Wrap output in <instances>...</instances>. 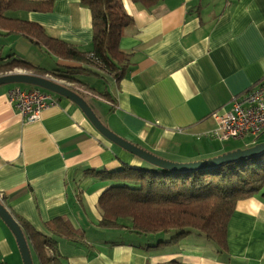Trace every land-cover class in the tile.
<instances>
[{"label": "crops", "instance_id": "crops-1", "mask_svg": "<svg viewBox=\"0 0 264 264\" xmlns=\"http://www.w3.org/2000/svg\"><path fill=\"white\" fill-rule=\"evenodd\" d=\"M31 1H51V10L8 15L91 50V15L81 0ZM122 2L133 25L120 40L129 66L119 80L51 55L21 35L0 34V56L23 58L43 76L66 66L85 67L88 72L73 73L69 82L88 92L84 99L94 98L89 106L95 115L119 137L160 158L191 162L228 151L213 135L218 123L212 112L264 77V0H159L150 7ZM16 87L36 86L0 85L1 203L15 218L55 238L69 263L264 264L261 195L236 203L227 226L228 255L216 252L197 232L158 244L170 238L99 225L97 200L114 182L97 171L147 165L103 137L75 102L56 93H48L56 101L36 120H24L8 97ZM103 92L111 105L97 95ZM56 217L84 232L85 243L51 235L46 223ZM108 229L120 232L112 237ZM0 262L23 264L15 236L1 217Z\"/></svg>", "mask_w": 264, "mask_h": 264}, {"label": "trees", "instance_id": "trees-1", "mask_svg": "<svg viewBox=\"0 0 264 264\" xmlns=\"http://www.w3.org/2000/svg\"><path fill=\"white\" fill-rule=\"evenodd\" d=\"M158 1L134 0L145 7ZM81 4L91 15L90 51L51 37L36 22L8 15L19 10L50 11L51 1L0 0V34L21 35L51 55L106 71L119 80L129 66V55L120 48V40L133 25V18L122 0H81ZM17 68L43 74L23 58L13 54L0 56V75ZM80 70L88 72L85 67L66 66L51 74L70 81V75ZM100 96L105 102L112 101L106 92ZM145 164L149 166L126 165L116 171H97L102 179L114 182L97 200L99 225L128 228L140 235L174 232L170 240L158 244L176 242L197 232L214 245L216 252L228 255L227 226L236 203L255 195L264 197V152L202 169L168 170ZM12 217L25 236L33 264H71L58 252L55 238ZM46 228L53 236L85 243L84 232L74 229L63 217L47 222Z\"/></svg>", "mask_w": 264, "mask_h": 264}, {"label": "built area", "instance_id": "built-area-1", "mask_svg": "<svg viewBox=\"0 0 264 264\" xmlns=\"http://www.w3.org/2000/svg\"><path fill=\"white\" fill-rule=\"evenodd\" d=\"M19 69H14L4 74L27 73ZM43 77L68 87L77 93L88 94V92L79 86H75L67 79L54 75H44ZM8 97L26 121L36 120L43 108L54 104L56 101L40 88L21 89L16 87L9 90ZM108 103L111 105V102ZM212 116L218 123L213 135L220 140L260 134L264 131V77L250 89L232 95L228 104L225 107L221 106L215 109L212 112ZM1 199L2 196H0ZM0 264L7 263L0 262Z\"/></svg>", "mask_w": 264, "mask_h": 264}, {"label": "water", "instance_id": "water-1", "mask_svg": "<svg viewBox=\"0 0 264 264\" xmlns=\"http://www.w3.org/2000/svg\"><path fill=\"white\" fill-rule=\"evenodd\" d=\"M8 83L29 84L32 86L45 89L50 92H54L60 96L72 100L80 107V109L86 115L90 123L103 137L113 142L114 144L118 145L119 147L123 148L124 150L130 152L131 154L137 156L144 162L159 168H164L168 170H190V169L210 168V167H215L219 164L250 157L264 152V141H262L244 149L238 148L235 150L225 152L224 154L215 157L202 159L198 161H191V162L169 161L160 158L154 155L153 153L141 147H138L137 145L116 135L100 121V119L95 115L91 107L87 104L85 99L77 92H75L74 90L68 87L53 82L52 80L47 79L39 74H33V73H11V74L0 75V85L8 84ZM0 217L15 236L23 264H33L25 236L22 233V230L18 226L17 222L12 217V215L7 211L5 206L1 203V200H0Z\"/></svg>", "mask_w": 264, "mask_h": 264}, {"label": "rangeland", "instance_id": "rangeland-1", "mask_svg": "<svg viewBox=\"0 0 264 264\" xmlns=\"http://www.w3.org/2000/svg\"><path fill=\"white\" fill-rule=\"evenodd\" d=\"M8 84H11V83H8ZM12 84H18V85H21V86H31V85L25 84V83H12ZM40 89L43 90V91H46L47 93H50V94L54 93V92H50V91H47V90L42 89V88H40ZM97 95H101V94L97 93ZM85 101L87 102L88 105H90V104H93L94 98H90V97L86 96L85 97ZM217 141L220 142L223 145L228 146L230 148L228 151H231V150H235V149H238V148H245V147H247L249 145H253L255 143L264 141V133L259 135L257 138H254V137H251V136H244L243 138H229V139H225V140H220V139L217 138ZM228 151H226V152H228ZM224 153H222V154H224ZM145 165H148V164H145ZM108 231H110L112 233L111 234L112 237H114L115 236L114 234H116L117 232L118 233L120 232L119 230L116 231V230H112V229H108ZM108 233L109 232H105L104 236L108 237ZM173 234H174V232L172 231L170 234L157 233V236L159 238H161V239H162V237H164L166 239H169L171 237V235H173Z\"/></svg>", "mask_w": 264, "mask_h": 264}, {"label": "bare ground", "instance_id": "bare-ground-1", "mask_svg": "<svg viewBox=\"0 0 264 264\" xmlns=\"http://www.w3.org/2000/svg\"><path fill=\"white\" fill-rule=\"evenodd\" d=\"M264 131H262L260 134H262ZM260 134H258L257 136H251V137H258ZM241 138H243V137H241ZM259 143V142H258ZM256 144V143H255ZM254 145V144H253ZM252 145V146H253ZM250 147V146H249ZM247 148V147H246ZM242 149V148H241ZM244 149V148H243Z\"/></svg>", "mask_w": 264, "mask_h": 264}]
</instances>
